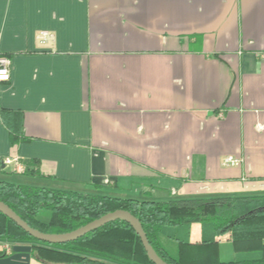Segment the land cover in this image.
I'll return each mask as SVG.
<instances>
[{"label":"crops","instance_id":"crops-1","mask_svg":"<svg viewBox=\"0 0 264 264\" xmlns=\"http://www.w3.org/2000/svg\"><path fill=\"white\" fill-rule=\"evenodd\" d=\"M0 53V181L163 202L264 195V0H0ZM33 247L0 241V264H45Z\"/></svg>","mask_w":264,"mask_h":264},{"label":"trees","instance_id":"trees-1","mask_svg":"<svg viewBox=\"0 0 264 264\" xmlns=\"http://www.w3.org/2000/svg\"><path fill=\"white\" fill-rule=\"evenodd\" d=\"M0 201L47 234L69 233L108 213L128 211L168 264H226L223 256L237 257L229 264H264V195L163 202L0 181ZM194 225L202 228L197 242L192 240ZM0 241L33 243V257L45 264H154L138 233L123 220L77 241L52 245L36 240L0 212ZM8 255L0 250V258Z\"/></svg>","mask_w":264,"mask_h":264},{"label":"water","instance_id":"water-1","mask_svg":"<svg viewBox=\"0 0 264 264\" xmlns=\"http://www.w3.org/2000/svg\"><path fill=\"white\" fill-rule=\"evenodd\" d=\"M0 212L6 215L7 217H9L11 220H13L19 227H21L25 232H27L30 236H32L36 240L52 245L66 244L77 241L78 239L84 237L88 233L98 230L99 228L115 220H123L129 223L138 233L145 247V250L148 254L149 259L154 264H168L157 254V252L152 247L140 220L132 213L125 210H117L112 213H108L103 217L75 231L64 234H47L32 228L13 209H11L7 204H5L2 201H0Z\"/></svg>","mask_w":264,"mask_h":264},{"label":"built area","instance_id":"built-area-1","mask_svg":"<svg viewBox=\"0 0 264 264\" xmlns=\"http://www.w3.org/2000/svg\"><path fill=\"white\" fill-rule=\"evenodd\" d=\"M53 39H54V34L48 31H42L38 35V41L42 45L47 44L50 40ZM11 70H12V59L9 56L0 53V84H5L10 82ZM14 162L15 160L12 159H7L5 161L7 165L13 164ZM240 164H241V160L233 156H228L227 158H225L223 162V165L226 167H236L239 166ZM19 169L23 171L24 167L19 165Z\"/></svg>","mask_w":264,"mask_h":264},{"label":"rangeland","instance_id":"rangeland-1","mask_svg":"<svg viewBox=\"0 0 264 264\" xmlns=\"http://www.w3.org/2000/svg\"><path fill=\"white\" fill-rule=\"evenodd\" d=\"M222 240L225 241L227 240V238H223ZM236 258H237L236 256H223V262L229 264L232 261H236L235 260Z\"/></svg>","mask_w":264,"mask_h":264},{"label":"clouds","instance_id":"clouds-1","mask_svg":"<svg viewBox=\"0 0 264 264\" xmlns=\"http://www.w3.org/2000/svg\"><path fill=\"white\" fill-rule=\"evenodd\" d=\"M6 78V77H5Z\"/></svg>","mask_w":264,"mask_h":264}]
</instances>
